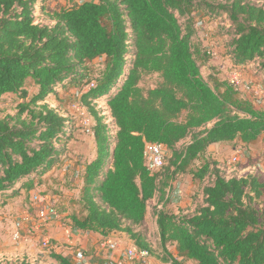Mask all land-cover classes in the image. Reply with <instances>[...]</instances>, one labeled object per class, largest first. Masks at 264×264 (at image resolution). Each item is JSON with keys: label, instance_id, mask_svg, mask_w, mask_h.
<instances>
[{"label": "trees", "instance_id": "obj_1", "mask_svg": "<svg viewBox=\"0 0 264 264\" xmlns=\"http://www.w3.org/2000/svg\"><path fill=\"white\" fill-rule=\"evenodd\" d=\"M46 1L0 0V98L22 99L15 115L0 118V206L3 198L32 190L66 156L69 119L38 103L93 81L81 91L79 106L93 118L96 156L85 166L76 196L85 215L70 216L72 228L103 237L123 233L150 254L134 228L156 200L162 205L155 223L163 261L264 264V221L253 206L264 183L252 175L227 177L211 158L190 168L213 144L264 140V108L241 98L229 81L203 76L210 59L197 37L203 19L225 24L221 38L231 68L253 67L252 83L264 87V7L250 0H86L48 11ZM37 13L51 24L39 23ZM95 59H103V70L88 80L87 65ZM151 74L160 82L142 88L143 76ZM98 102L112 127L96 110ZM144 142L171 152L155 175L144 167ZM185 174L208 179L202 203L190 214H173L164 207L167 188ZM170 244L175 256L167 251ZM49 257L75 264L60 253Z\"/></svg>", "mask_w": 264, "mask_h": 264}, {"label": "rangeland", "instance_id": "obj_2", "mask_svg": "<svg viewBox=\"0 0 264 264\" xmlns=\"http://www.w3.org/2000/svg\"><path fill=\"white\" fill-rule=\"evenodd\" d=\"M81 1V0H80ZM208 2L217 3L227 0H206ZM257 5L264 7V0H250ZM76 0H47L46 8L48 11H58L63 8L70 7ZM79 2V0H78ZM202 16V13L199 14ZM37 21L42 24H51L46 15H40L37 13ZM225 24H221L220 21L212 23H203L201 20V26L198 29V40L202 48L207 52H211L209 56L210 61L203 67L202 74L204 76L212 75L220 82L229 80L233 69L224 54L225 39L221 38L223 28ZM202 27L204 29H202ZM209 48V49H207ZM103 59H95L92 63L87 65L88 68V80H95L98 78L103 70ZM247 68L244 72L240 71V80L247 86H255L256 83H252L255 80L253 76L255 70ZM160 82L158 74H151L143 76L140 85L142 88H153ZM261 85V84H259ZM86 86V85H85ZM85 86L70 87L67 90H58V99L53 96L47 97L44 101L38 104H47L50 108L55 109L61 116L69 119L70 131L72 132V138L67 143L66 156L63 161L65 165L58 173L56 171L49 176L41 177L32 190H23L14 199L7 200L6 208L0 210V264L6 263H19L26 262L28 264H56L50 257V252H56L59 247L64 243H59L54 239H49L47 247L42 245L41 238L43 236L51 237V232H48L49 225L39 224L36 211L37 208L33 206L30 201L31 194L39 193L44 197V205H51L54 207L60 216L56 222L62 225V229H68L71 226L69 217L75 215L77 217H83L85 212L82 210L81 205L78 203L77 191L80 179L81 167L86 164L94 155L96 145L94 137L88 134L86 130L87 120L90 122L91 127L94 126V121L91 115L85 112V117L79 107V96ZM262 86V85H261ZM25 89L33 94L35 89L30 83H27ZM240 97L244 99L253 100L257 107L264 108V103L260 99H254L252 93L247 90L239 88ZM264 93V91H263ZM262 95V94H261ZM263 96V95H262ZM264 100V97H262ZM22 102V99L18 95L5 94L0 98V118L5 116H13L17 113L18 105ZM96 110H101L100 116L106 118V124L111 126L109 114L106 111V107L101 103H97ZM25 116V115H23ZM184 114L182 115V118ZM109 136L112 135L109 133ZM182 146V145H181ZM181 146L177 147L179 149ZM241 150L244 154V158L239 163H230V156L234 150ZM213 160L218 163L221 170L227 177L237 176L246 177L252 175L260 183H264V140L259 139L257 143L253 145H244L239 141H234L226 144H219L212 150ZM171 156V152L166 150L165 152V165L167 160ZM201 158L194 161L191 165V170H196L201 166ZM57 173V174H56ZM63 174H66L65 176ZM62 175V176H61ZM208 179L203 182L193 180L190 175H178L176 176L171 185L167 188L168 202L164 206L166 211L173 214H190L193 212L197 205L202 203V188L206 185ZM81 186V184H80ZM253 206L258 212L261 221H264V188L262 194L258 199H255ZM162 205H157L156 200L149 201L147 203V211L143 224L135 227V231H140L145 239V242L150 248V256L161 259L165 256L161 250L160 238L158 229L156 226V212L161 209ZM22 216H28L29 222L27 224L21 223L19 218ZM38 224L40 226H38ZM36 228V229H35ZM20 234V240L13 241L12 235L14 232ZM70 237H74L83 244L78 246L81 248L82 256L85 259V264H102L106 256L100 253L97 249L98 243L101 239L93 233L80 230H72L69 233ZM116 238V237H115ZM125 242L133 245V241L124 234ZM167 251L171 255H176L175 246L173 244L167 245ZM57 253V252H56ZM120 257L117 262H121ZM122 263V262H121ZM184 264H195L193 261L184 260Z\"/></svg>", "mask_w": 264, "mask_h": 264}, {"label": "built area", "instance_id": "obj_3", "mask_svg": "<svg viewBox=\"0 0 264 264\" xmlns=\"http://www.w3.org/2000/svg\"><path fill=\"white\" fill-rule=\"evenodd\" d=\"M201 26V22H197V27ZM209 49V48H207ZM209 51V50H207ZM209 55L211 52H207ZM229 84L236 90H239V88L243 90H247L248 92L252 93L254 96V99L258 98L260 99L263 103L264 100L262 97H264V87L257 84L255 86H247V84H243L240 80V71L238 70H233L232 74L229 77ZM95 86V83L91 81L88 83L84 90L86 91L92 87ZM263 96H262V95ZM80 107V106H79ZM82 114L84 117L85 110L83 107H80ZM111 121V119H110ZM86 123V132L88 134L93 135L92 133V127L90 122L87 120ZM112 127V126H111ZM166 147L162 144L159 143H152V142H144L143 146V164L145 169L150 175H155L157 174L161 168L165 164V152H166ZM244 158V154L241 150L237 149L234 150L232 155L230 156V163H239L241 160ZM30 201L32 202L33 206L37 208L36 215L37 218L39 219V224L41 223L42 225H46L47 223H50L52 221L58 220L60 217L54 207L51 205L47 206L44 205L45 199L41 194L39 193H33L31 194ZM19 221L21 223L27 224L29 222L28 216H22L19 218ZM38 224V226H40ZM62 227V225H60ZM68 233H71L72 230H75L72 228V226L68 227ZM13 241H18L20 240V234L16 231L12 235ZM49 239L47 236H43L41 238L42 245L44 247H47L49 244ZM78 241V239H76ZM97 249L100 253H103L106 257L104 258V262L102 264H140L141 262H145L149 257L150 254L146 250H141L136 248L134 245H124L122 244L119 240L116 239H111L109 237H103L101 238L100 242L98 243ZM114 253H120L122 256V263L117 262L111 257V254ZM85 259L82 258L81 255H79V258L75 260V264H85Z\"/></svg>", "mask_w": 264, "mask_h": 264}, {"label": "crops", "instance_id": "obj_4", "mask_svg": "<svg viewBox=\"0 0 264 264\" xmlns=\"http://www.w3.org/2000/svg\"><path fill=\"white\" fill-rule=\"evenodd\" d=\"M77 2L76 3H73L72 5L74 4H81L82 2L86 1V0H76ZM203 23H206V20H202ZM208 23V22H207ZM210 24V23H209ZM202 29H204L202 27ZM204 76V75H203ZM219 144H226V143H217V144H213L211 146L208 147L207 151L202 155V158H201V161H203V159H210L211 156H212V150L215 149ZM249 146V145H248ZM96 156V150H95V155L86 163L84 164L82 167H81V170H80V179H79V186L77 189L80 188V184H82V175L84 173V169H85V166L90 163ZM213 159V158H211ZM65 165V161H62L61 164L59 166H57L50 174L54 173L56 171V169H59L56 171L57 173L59 171H61L60 169L63 168ZM56 173V174H57ZM48 174V176L50 175ZM64 176L66 174H63ZM47 175H45L46 177ZM62 176V175H61ZM23 191V190H22ZM78 192V191H77ZM21 193V191H20ZM16 197H19V196H16ZM14 197V198H16ZM14 198H11V199H14ZM169 199V198H168ZM7 200L9 199H2L1 200V206H0V210L2 209H5L6 208V203ZM49 225V229H48V232L50 231L51 232V237L50 239H54L56 241H58L59 243H64V247L61 245L59 247V250L56 251L57 253H60L61 255H63L64 257L70 259L72 262L75 263V260L77 258H79V255L81 256H84V254L81 252V248H79L78 246L82 245L83 244V241H80V240H76L74 237H70L69 236V233H68V230L67 229H62L60 228V225L58 224V222L56 221H52L50 223H47L45 226L47 227ZM36 229V228H35ZM99 239L103 238V236L95 233ZM107 237L111 238V239H116V240H119L122 244L124 245H128V243L125 242V238H124V234L123 233H111L110 235H108ZM116 237V238H115ZM105 256V255H104ZM174 256V255H173ZM111 257L114 259V260H118L120 257L122 258L121 254L120 253H114V254H111ZM83 258V257H82ZM123 262V261H121ZM140 264H170L169 262H166V261H163L161 259H157V258H154V257H149L145 262H141Z\"/></svg>", "mask_w": 264, "mask_h": 264}]
</instances>
